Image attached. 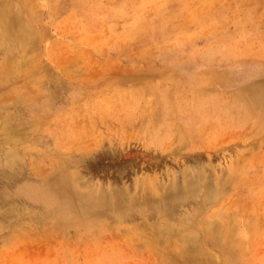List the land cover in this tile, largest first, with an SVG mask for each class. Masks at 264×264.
I'll list each match as a JSON object with an SVG mask.
<instances>
[{
	"label": "rangeland",
	"instance_id": "rangeland-1",
	"mask_svg": "<svg viewBox=\"0 0 264 264\" xmlns=\"http://www.w3.org/2000/svg\"><path fill=\"white\" fill-rule=\"evenodd\" d=\"M0 5V264H264V0ZM64 173L155 189L85 221L31 194Z\"/></svg>",
	"mask_w": 264,
	"mask_h": 264
},
{
	"label": "bare ground",
	"instance_id": "bare-ground-1",
	"mask_svg": "<svg viewBox=\"0 0 264 264\" xmlns=\"http://www.w3.org/2000/svg\"><path fill=\"white\" fill-rule=\"evenodd\" d=\"M9 10L11 9H9L6 5H0V28H2L4 31H6L11 35L13 33L12 29L14 27V22L15 21L19 22L20 26L23 25V23H22L21 14H19L18 16V14L15 13L12 14L11 11ZM12 18L14 19V22ZM24 28L25 27L23 26V30ZM23 30L22 28H20L15 36H11V40L18 44L23 43L24 42L23 40L26 38ZM8 143L9 142H7L6 144ZM4 150L6 151V149ZM14 159L15 158H12L11 162ZM7 163L8 161H6V164ZM186 172L187 171H185L184 173ZM197 176L198 179L200 180L201 175L198 174ZM155 178L158 179V177ZM183 179H184L183 188L184 190H186L185 193L187 194L185 196H188L189 191H193L194 187L193 184L187 179V177L186 178L184 177ZM51 181H53L51 184L46 183L44 184L43 188H39L36 191H31V194L33 196H37V197L39 196V198H41L47 205L62 206L67 208L69 211L72 210L80 218V220H85V221L97 220V218L94 217L93 214V212L96 211V209L102 211L108 210L110 213L113 212L114 214H117L116 216L120 219H124L126 215L132 211H135L137 213L138 212L144 213L143 210L145 209L146 205L148 203H151L150 202V198H152L151 193L154 192L155 189L153 186H151L153 182L152 180H150L149 182L151 185L149 183L148 184L146 183L136 197L129 198L126 195L124 196L120 191H118V193L116 192L113 196H109L108 193L106 192V189L99 186L90 190L89 192H85V193L79 192L77 188V184L81 186L79 182L80 181L79 176H77L76 180L74 181V179H72L70 175L67 173L62 174V176L57 181H54L53 179H51ZM171 185H172L171 194L174 197H177L176 195L180 193V190H178L179 185L176 183H172ZM168 191L170 190L166 188L165 192H162V200L164 199L167 200L168 198L171 199L170 194L167 193ZM139 200H142V202L139 203L138 202ZM162 202L163 201H161V203ZM169 205L167 204L165 205V207H168L169 209L170 208ZM172 206L173 204H171V207ZM180 231L182 230H179L178 232L172 231L168 233V235L174 237L180 236L181 238H186V236L181 234L183 232L180 233Z\"/></svg>",
	"mask_w": 264,
	"mask_h": 264
}]
</instances>
